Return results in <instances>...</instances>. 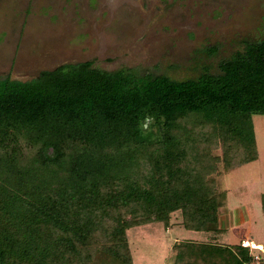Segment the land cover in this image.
<instances>
[{
    "label": "trees",
    "instance_id": "16d2710c",
    "mask_svg": "<svg viewBox=\"0 0 264 264\" xmlns=\"http://www.w3.org/2000/svg\"><path fill=\"white\" fill-rule=\"evenodd\" d=\"M258 114L264 38L184 80L90 61L0 75V264H132L126 231L152 223L202 236L171 264H253L220 242L214 177L255 160Z\"/></svg>",
    "mask_w": 264,
    "mask_h": 264
},
{
    "label": "rangeland",
    "instance_id": "374dc122",
    "mask_svg": "<svg viewBox=\"0 0 264 264\" xmlns=\"http://www.w3.org/2000/svg\"><path fill=\"white\" fill-rule=\"evenodd\" d=\"M263 38L264 0H0V75L17 80L85 61L191 79ZM250 127L255 160L214 177L224 194L218 227L221 243L249 245L253 264H264V115L250 116ZM126 239L132 264H171L174 242L203 241L161 223L130 228Z\"/></svg>",
    "mask_w": 264,
    "mask_h": 264
},
{
    "label": "crops",
    "instance_id": "0c3cea01",
    "mask_svg": "<svg viewBox=\"0 0 264 264\" xmlns=\"http://www.w3.org/2000/svg\"><path fill=\"white\" fill-rule=\"evenodd\" d=\"M250 243H252V242H250ZM253 244V243H252ZM255 245H259V244H255Z\"/></svg>",
    "mask_w": 264,
    "mask_h": 264
},
{
    "label": "built area",
    "instance_id": "2783aa9c",
    "mask_svg": "<svg viewBox=\"0 0 264 264\" xmlns=\"http://www.w3.org/2000/svg\"><path fill=\"white\" fill-rule=\"evenodd\" d=\"M257 258L255 257V260H256Z\"/></svg>",
    "mask_w": 264,
    "mask_h": 264
}]
</instances>
